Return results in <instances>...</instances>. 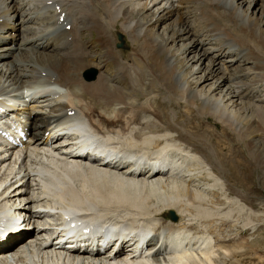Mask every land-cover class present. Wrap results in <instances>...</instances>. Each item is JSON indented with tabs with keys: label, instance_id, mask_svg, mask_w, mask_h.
<instances>
[{
	"label": "bare ground",
	"instance_id": "obj_1",
	"mask_svg": "<svg viewBox=\"0 0 264 264\" xmlns=\"http://www.w3.org/2000/svg\"><path fill=\"white\" fill-rule=\"evenodd\" d=\"M47 1L65 13L69 30L57 28ZM258 1L264 7V0H0V96L51 79L55 89H64L61 105L74 109V115L82 112L101 132L90 144L118 155L106 170L95 161H81V156L68 160L70 155L61 149L66 145L53 149L63 160L55 158L50 143L58 135L43 121L51 116L50 110L41 109V95L31 94L32 107L25 113L28 116L33 109V144L24 145L20 160L0 153V225L11 223L14 215L37 221L49 218L35 211L44 206L61 212L62 220L89 212L88 227L103 222L110 228L112 222L127 231L129 241L137 231L153 234L139 260L127 261L124 248L112 256L121 258L111 261L107 249L100 254L64 251L41 239L37 249L18 252L25 241L10 248L9 243L21 239L20 233H12L7 239L0 236V255H11L1 264H218V251L223 259L238 254L236 248L224 247L216 229L237 204L222 174L225 168L231 176L237 173L235 166L222 163L213 149L201 151L191 144L200 138L197 128L193 133L176 130L177 113L168 111L169 119L160 118L156 102L160 97L166 106L211 118L237 141L248 140V149H260L248 134L254 121L264 122V110L253 102L264 99V17L259 22L251 17L256 11L251 7ZM259 16L258 11L255 18ZM8 18H13L12 24L4 29ZM161 25L163 34L157 33ZM86 31L98 33L101 40L95 42L106 49L109 61L93 66V80L82 77V59L91 52L85 45ZM118 35L129 40L125 53L114 46ZM198 49L200 54L195 55ZM260 66L262 73L252 72ZM217 70L222 72L218 78ZM251 159L264 167V158ZM213 188L223 191L220 202L215 201ZM168 213L177 220H169ZM157 236L158 248L149 259ZM165 243L172 246L168 252ZM162 251V258L154 257Z\"/></svg>",
	"mask_w": 264,
	"mask_h": 264
},
{
	"label": "rangeland",
	"instance_id": "obj_2",
	"mask_svg": "<svg viewBox=\"0 0 264 264\" xmlns=\"http://www.w3.org/2000/svg\"><path fill=\"white\" fill-rule=\"evenodd\" d=\"M238 1L240 2V0ZM258 2L256 6L254 5L253 7H251V10L256 9V11L251 15V17L253 18V20L257 22H259V20H261V18L264 17V7H260L259 6L260 2L259 3ZM242 8L244 9L245 7ZM258 11L260 16L255 18V13ZM262 24H261V28L264 31V23ZM162 25L159 28H157V33L159 34H163V30L161 29ZM170 26L173 25L170 24ZM26 27L29 26L26 25L23 28ZM87 32L89 34V38H86L84 34V40H85V45L86 44L89 45L91 52L87 54L88 56H85L82 59L85 60V62H87V63L84 62V64L82 65V68H84L83 70H85L87 66H95L100 62L102 63L107 62V59L104 55L106 49L99 46L95 42L97 38L98 40H101L98 33L96 31L95 32L93 31L91 33L89 31ZM121 37L123 40V43L121 41V44H123V46L119 48H121L120 51L123 50V53H125L124 51L127 50L130 44H128L129 40H127L128 38H126L125 35H122ZM188 42L189 41H187V43ZM117 43H119L118 39L114 45L116 46ZM175 46L177 47V43L175 44ZM204 46L207 47L208 45H203V47ZM177 48L180 49V47ZM199 51H200L199 49L194 51L197 52L195 55L200 54ZM91 56H93V58ZM90 59L91 61H89ZM204 66L207 65L203 64L202 67ZM102 70H104V67L102 68ZM229 72L230 74L233 73L232 71ZM244 72L245 71H243V73ZM252 72L262 73L261 66L253 67ZM221 73L222 72H220V70L215 71V74L217 75L216 77L217 78L220 77ZM90 77L91 76L89 74L88 78ZM156 87L160 88L161 86L158 85ZM159 92L165 94L161 90ZM249 94L251 95V93ZM157 98H156L157 99L156 104L160 107L157 108V114L160 118L169 119V117L167 116L168 111H172V112L174 111L173 113L175 114L177 113V118H174L177 121L175 122L173 121V123H175V125L178 126V128L176 127V130L180 128L181 129L184 128L192 132L194 131L195 128H197L198 135L200 138L196 141L191 142V144H193L194 146L197 145L201 151L202 148L203 149L205 148L206 150H208V148L209 150L213 149L214 151L218 152L221 155L222 163L224 161L225 162L231 161V163H233V165L235 166L234 170L237 171V173H235L236 175L233 174L235 176L233 175L231 176L230 175L232 174L231 171L227 170L226 168L223 170L224 173L222 174L223 177H225L224 181L227 184L228 189L230 190V194H232L231 196L233 200H236L237 204L235 203L232 204L231 206L232 214L230 218L227 217L223 218L224 220H221L222 224L219 225V229L218 228L216 229H217V234L220 236L219 239L225 241V242L223 241L224 247L226 248L228 247V249L236 248L238 254L236 253L237 255L230 256L227 259L226 258L223 259L220 256L222 254L221 253L222 251L221 252L218 251L219 254L218 256L220 257L219 261L221 260L218 264H264V167L259 166L258 163H254V161L251 159V156L254 158H259V157L264 158V142H263L264 122L263 123L261 122L263 121V119L259 122L254 121L253 126H251L250 129H248L249 138L256 139L257 140L256 144L260 147V149L258 150L248 149L245 146L248 140L244 142L237 141L233 134L230 135L228 134L230 132L228 131L225 132L224 128L220 127L217 123L213 122L211 118L210 119L208 118L207 120L203 118L200 119L201 117L199 116L198 118L196 116L197 114L195 113V111L184 113L186 112L185 108L182 107L180 108L178 106H170V105L166 106L167 105L166 102L165 105L164 101L162 102L160 100L161 99L160 97ZM253 102H257L256 103L258 104L257 109L261 111L264 110V99L262 97L257 98V100H254ZM243 121L246 124H250V122L246 120ZM204 141L208 145L205 144ZM203 152H205V150H203ZM202 155L203 154L201 153L200 156ZM261 165L263 164L261 163ZM223 187L225 188L224 183H223ZM217 189L218 188H213L212 190L214 192V195H216L217 197L215 201L220 202L223 198V196L221 195L223 191L221 189L218 190ZM226 211L227 209L224 210L223 212ZM215 244L217 243L215 242Z\"/></svg>",
	"mask_w": 264,
	"mask_h": 264
},
{
	"label": "water",
	"instance_id": "obj_3",
	"mask_svg": "<svg viewBox=\"0 0 264 264\" xmlns=\"http://www.w3.org/2000/svg\"><path fill=\"white\" fill-rule=\"evenodd\" d=\"M170 218H171V219H174V217L172 216V214H170Z\"/></svg>",
	"mask_w": 264,
	"mask_h": 264
}]
</instances>
